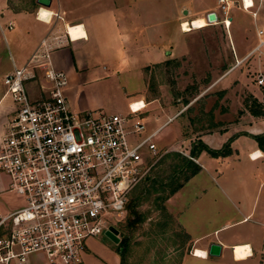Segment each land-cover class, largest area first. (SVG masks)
I'll list each match as a JSON object with an SVG mask.
<instances>
[{
  "label": "rangeland",
  "instance_id": "rangeland-1",
  "mask_svg": "<svg viewBox=\"0 0 264 264\" xmlns=\"http://www.w3.org/2000/svg\"><path fill=\"white\" fill-rule=\"evenodd\" d=\"M84 2V9L91 22L104 32L102 38L95 42V48L91 45L84 48L85 51H97L96 55L90 57L92 69L74 72L67 69L70 67L68 54L66 53V56L64 54L61 58L60 67L67 79L63 93L70 110L75 112L92 110L106 114L124 113L126 96L138 97L142 93L141 98L148 102L147 107L142 110L144 130L140 135H143L163 120L166 121L168 117L177 116L184 106H188L187 113L191 118L192 128L211 131L215 129L213 128L215 121L224 122L239 117L242 111L238 108L244 107L243 100L249 95H256L261 102L263 101L264 85H256L255 79L258 73L264 75V44L249 55L236 74L233 73L229 79L216 82L214 74L221 72L224 65L228 64L222 61L223 51L220 47H216L215 42L220 39L226 41V33L222 26L218 23L213 24L208 33L204 34L203 31L192 30L185 33L179 29V21H189L193 16L199 15L203 5L213 6L214 0H84ZM237 3L239 5L238 1ZM121 7H125L129 14L117 13ZM183 9L187 12L183 13ZM228 14L232 17V27L235 23H239L248 29L247 47H249L252 44L253 28L250 14L232 8H229ZM132 27L140 29V48L137 49V54H134L135 61L118 65V57H124L122 46L126 42L119 32L123 28ZM151 30H154V36L149 40L152 41L153 46L159 48L164 57H170L176 47L183 46L186 41L202 40L203 47L192 46L189 50H184L182 56L154 64L151 61H154L156 55L152 48H148L150 45L145 46L148 39L145 40L143 35ZM116 32L119 35L115 34ZM176 54H179L178 51ZM213 55L216 56L215 59ZM251 59L255 62H251ZM257 59L260 64L256 62ZM147 63L148 66L143 67ZM8 65L9 60L2 57L0 90L3 89L2 70ZM114 67H117V72H112ZM136 67H142L141 72ZM219 106L224 108L230 106L235 108V111L222 117L219 116ZM262 110L264 117V102ZM179 124L180 118L177 116L173 122L152 137L156 148L165 151L163 154L172 151L183 155L181 151L183 143L177 142L180 138ZM213 138L207 139V145L204 144L209 148L217 145L218 136L215 135ZM160 160L161 157L150 170V178L155 175L162 178L169 172L170 162H174L171 157L165 158L162 162ZM200 160L210 170L212 163H207L202 158ZM193 175L195 176L190 181L183 183V191L180 193L183 204L193 200V193L199 186L210 182L209 177L203 172ZM4 180L5 177L0 172V187H3ZM142 182L143 180L129 190L127 200L140 190L142 184L148 186L147 180L145 183ZM156 195L157 193L152 192L141 196L137 209L146 217L133 228L125 226V211L119 216H110L109 221L117 230L116 243L104 233L93 239L99 243H106L105 245L114 251V248H120L117 245L118 241L126 236L127 244L123 252V260L126 264H203L189 256L184 262L182 261L184 253H188L186 241L181 236L183 230L175 216L167 210V199L161 205L153 200ZM23 204L24 199L19 194L13 191L0 192V212H7L8 209ZM34 254L32 258L35 264L48 263L41 253ZM217 264L221 263L217 262ZM261 264H264V256Z\"/></svg>",
  "mask_w": 264,
  "mask_h": 264
},
{
  "label": "built area",
  "instance_id": "built-area-1",
  "mask_svg": "<svg viewBox=\"0 0 264 264\" xmlns=\"http://www.w3.org/2000/svg\"><path fill=\"white\" fill-rule=\"evenodd\" d=\"M248 1L238 0L240 8L249 9ZM214 2L216 19L207 22L204 16L205 24L227 30L232 2ZM179 29L189 31L180 22ZM255 36L252 51L264 44V26ZM49 50L41 43L2 77L13 109L0 137V172L24 204L0 212V264L23 263L32 253L49 264H82L86 240L113 225L110 216L122 214L129 190L165 152L152 142L159 127L140 135L142 100L129 103L125 113L70 110L63 93L66 75L51 65ZM35 69L42 83L31 95L26 84L35 79ZM255 83L264 85L261 73Z\"/></svg>",
  "mask_w": 264,
  "mask_h": 264
},
{
  "label": "crops",
  "instance_id": "crops-1",
  "mask_svg": "<svg viewBox=\"0 0 264 264\" xmlns=\"http://www.w3.org/2000/svg\"><path fill=\"white\" fill-rule=\"evenodd\" d=\"M230 1L232 2L230 8L250 14L253 27L252 44L247 47L248 29L239 23H235L232 27L230 16L228 29L225 30L222 27L226 33V41L222 39L215 41L216 47H220L223 51L222 61L228 62L221 72L214 74L216 82L229 79L233 73L236 74L240 65L249 58L252 52L256 51H252L256 43L255 29L264 26V0H251L252 6L247 10L240 8L238 0ZM84 5V0H49L47 7L39 5L36 0H0V59L4 57L9 60V65L2 70V77L10 72L13 66H22L31 53L41 47V43L50 47L49 60L55 69L61 70V58L64 54L66 56V53L70 59V67L67 69L74 72L92 69L90 57L96 55L97 51H85L84 48L90 45L95 48V42L102 38L104 31L93 25ZM41 8L57 12L60 18L53 16H48L46 19L38 18ZM214 9L216 10L215 2L213 6L203 5L199 10V15L193 16L189 21L204 19L205 14ZM117 13L129 14L125 7H121ZM9 24L10 27H8ZM77 24L81 25L83 34L72 39L65 29L66 27L68 29L69 25ZM212 25L205 24L199 28H190L187 32L197 30L203 31V34L208 33ZM140 33V29L133 27L120 30L119 34L126 39V42L122 46L124 57H118V65H126L135 61L134 54H137L136 51L140 48ZM147 33L143 34L145 40L148 39L145 46L150 45L148 48L153 49L156 58L151 63L154 64L182 56L183 51L189 50L192 46L203 47L202 40L199 42L186 41L183 46H177L170 57H164L159 48L153 46L152 41L149 40L154 36V30ZM115 34L119 35L117 32ZM213 57L216 58L214 55ZM250 61L255 62L254 59ZM256 62L260 64L258 59ZM146 66L148 63L143 67ZM259 67L261 68L260 65ZM136 68H139L141 72L142 67ZM34 71L35 79L26 84L31 95L38 92V86L42 83L41 72L37 69ZM112 72H117V67H114ZM4 89L3 85V89L0 90V137L5 132L6 121L13 109L11 99L4 93ZM141 95L126 96L124 113L127 111L128 104L133 101L142 100L145 103L144 109L147 107L148 102L141 98ZM254 97L260 101L258 96L254 95ZM187 107L184 106L177 115L180 118L181 128L177 142L183 143L181 151L184 156L189 158V149L196 139L206 144L207 139H212L217 135L218 138L215 139L217 145L210 148L219 149L225 143L228 146L224 155L211 157L205 151H200L195 158L191 159L200 167L196 174L203 172L210 180L209 184L201 185L195 190L192 201L183 204L180 193L183 191L184 184L195 175L191 176L166 200L167 210L175 216L183 233L187 235L185 241L188 253H184L182 261L184 262L189 256L203 264H217V262L221 264H261L262 256H264V151L258 148L252 135L264 132V117L263 115L252 116L244 107H239L238 109L242 111L239 117H233L224 122L215 121L213 124L215 129L201 131L192 128ZM233 110L235 111V108L230 106L226 108L219 106V116H228ZM177 116H170L166 121L159 123L156 126L159 127L157 133L173 122ZM201 158L207 163H212L210 170L205 163H202ZM3 175L5 180L2 183L3 187H0V192H9L8 177L4 173ZM17 208L19 206L8 209V211ZM210 243L219 245L217 256L208 255L207 248ZM105 244L95 241L93 237L87 239L82 254V264H119L117 254ZM235 246H247L248 250H244L243 256L237 257L234 251ZM196 251L203 255H197ZM32 255L35 254L27 255L25 261L19 264H35Z\"/></svg>",
  "mask_w": 264,
  "mask_h": 264
},
{
  "label": "trees",
  "instance_id": "trees-1",
  "mask_svg": "<svg viewBox=\"0 0 264 264\" xmlns=\"http://www.w3.org/2000/svg\"><path fill=\"white\" fill-rule=\"evenodd\" d=\"M263 102L264 98L261 102L258 101L254 96L249 95V97L243 100V106L252 116H260L263 114ZM252 138L255 140L258 148L264 151V132L252 135ZM227 146L228 144L225 143L219 149H211L207 147L204 143H202L199 139H196L191 144L188 155L189 157L195 158L200 151H205L210 156L224 155L227 152ZM168 157H171V160H174V162H170L169 164V172L162 178H159L158 175H155V177L150 178L149 171L142 182L145 183V180H147V182H149L148 186L146 187L142 184L138 192L132 195L128 200L126 199V202L124 204V211L126 212L125 226L127 228H133L138 223L142 222L144 217H146L137 209L141 196H144V193H157V195L153 197V200L155 202H159L162 205L164 200H166L170 195H172L176 190H178L183 185V183L187 181L189 177L195 174L200 168L199 165L196 164L190 158L172 151L162 154L160 161L162 162L165 158ZM155 164L153 165V167L155 166ZM160 208L164 209L163 206H160ZM181 236L184 237L185 240L187 239V235L183 233V231ZM126 244L127 237L123 236L117 243L118 247L120 248H114V252L119 256V264H125L123 260V252L126 247Z\"/></svg>",
  "mask_w": 264,
  "mask_h": 264
},
{
  "label": "bare ground",
  "instance_id": "bare-ground-1",
  "mask_svg": "<svg viewBox=\"0 0 264 264\" xmlns=\"http://www.w3.org/2000/svg\"><path fill=\"white\" fill-rule=\"evenodd\" d=\"M245 3H248V0H245ZM49 14H50L49 10H47L45 8H41L38 12V18L46 19L49 16ZM204 25H205V21L202 18L193 19V20H191V22L190 21L189 22L188 21H182L181 22L182 29H184V30H190V28L191 29L192 28H199V27L204 26ZM67 32L72 39H76L83 34L82 27L79 24L69 25ZM244 250H248V247L247 246H235V248H234L235 255L237 257L243 256ZM198 252L199 251H196V254ZM245 252H248V251H245Z\"/></svg>",
  "mask_w": 264,
  "mask_h": 264
},
{
  "label": "water",
  "instance_id": "water-1",
  "mask_svg": "<svg viewBox=\"0 0 264 264\" xmlns=\"http://www.w3.org/2000/svg\"><path fill=\"white\" fill-rule=\"evenodd\" d=\"M36 2L39 4V5H42V6H45L47 7L49 5V0H36ZM183 13H185V10H183ZM205 19L207 22H213L215 21L216 19V16H215V12L214 11H209L205 14ZM117 230L112 227V226H109L105 231H104V235L109 238L112 242L116 243L117 242ZM219 245L216 244V243H210L208 245V248H207V253L208 255H211V256H217L219 254Z\"/></svg>",
  "mask_w": 264,
  "mask_h": 264
},
{
  "label": "snow or ice",
  "instance_id": "snow-or-ice-1",
  "mask_svg": "<svg viewBox=\"0 0 264 264\" xmlns=\"http://www.w3.org/2000/svg\"><path fill=\"white\" fill-rule=\"evenodd\" d=\"M197 255H203V253H199V252H198Z\"/></svg>",
  "mask_w": 264,
  "mask_h": 264
}]
</instances>
